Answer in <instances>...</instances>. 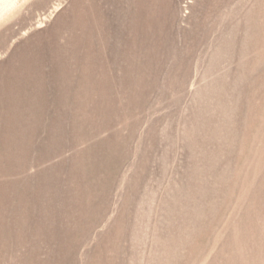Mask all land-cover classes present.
Listing matches in <instances>:
<instances>
[{
    "label": "rangeland",
    "instance_id": "obj_1",
    "mask_svg": "<svg viewBox=\"0 0 264 264\" xmlns=\"http://www.w3.org/2000/svg\"><path fill=\"white\" fill-rule=\"evenodd\" d=\"M0 264H264V0H0Z\"/></svg>",
    "mask_w": 264,
    "mask_h": 264
}]
</instances>
